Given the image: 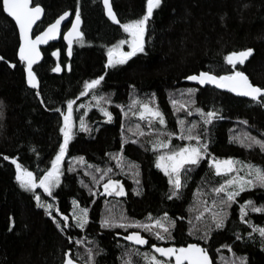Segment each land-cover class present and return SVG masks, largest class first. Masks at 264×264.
<instances>
[{"label": "trees", "instance_id": "16d2710c", "mask_svg": "<svg viewBox=\"0 0 264 264\" xmlns=\"http://www.w3.org/2000/svg\"><path fill=\"white\" fill-rule=\"evenodd\" d=\"M110 1L120 23L137 19L145 11L146 0ZM32 4L44 9L34 34L68 10L72 17L79 12L81 37L73 41L69 55L62 39L42 48L43 59L33 68L39 87L29 88L24 63L17 57L18 31L0 0V264H62L68 250L73 258L79 254L78 262L85 264L86 250L97 245L104 252L96 257V264H123L129 258L132 264H148L142 254L151 257L152 252L122 238L131 231H139L148 244L156 246L200 244L214 264L236 257H246V264H264V238L253 232V227L264 226V212L246 209L247 223L240 214L246 200L257 207L264 205V187L241 192L227 207L224 226L218 229L212 215L220 212L223 193L216 194L212 189L229 175H217L210 163L212 159L232 157L238 161L236 170L246 163L264 167V152L258 146L246 148L235 142L245 133L264 139V101L199 87L185 79L200 71L224 75L235 68L254 85L264 87V0H161L146 25L145 51L124 64L107 68L108 49L127 39V33L105 17L102 0H32ZM123 46L126 48V44ZM246 48L254 51L244 64L226 62L229 53ZM58 66L60 71H52ZM98 76L103 79L96 88L84 92V82ZM190 88L194 92L187 109L178 110L179 106L171 103L175 99L171 95ZM93 97L102 99L98 102ZM69 99L73 101V136L60 162V183L53 189V199L39 186L32 191L21 188L11 158L31 171L34 178L51 167L63 141L60 126ZM133 99L149 101L163 114L165 124L161 126L158 120L150 124L149 119L133 115V111H139L138 105L129 112ZM100 108L111 112L112 119H107ZM196 108L217 115L205 125ZM81 118L85 129L81 128ZM178 120L184 121L183 128ZM193 122L196 127L192 135L206 142L207 151L199 164L181 169L182 187L178 196L169 199L173 186L156 167L157 155L165 150L153 148L151 142L159 137L173 149L193 144L196 140L180 139L188 134L187 126ZM97 167L102 171L96 172ZM105 169H110L107 175ZM102 175L119 180L124 195H105ZM34 194L41 197L40 203L53 205L51 215L37 205ZM84 207L88 208L84 229L71 227L62 232L57 228L53 217L62 221L66 215L74 224L73 209ZM109 215L124 217L133 225L101 227L102 218ZM150 216L166 224L168 238H156L159 228L149 232L135 226L137 221L150 224ZM77 239L83 242L77 245Z\"/></svg>", "mask_w": 264, "mask_h": 264}, {"label": "snow or ice", "instance_id": "6c2138e0", "mask_svg": "<svg viewBox=\"0 0 264 264\" xmlns=\"http://www.w3.org/2000/svg\"><path fill=\"white\" fill-rule=\"evenodd\" d=\"M103 2L105 5L106 14L108 15L109 19L114 23L119 24L120 28H122L123 31L127 33V39L119 40L116 45H113L108 49V60L105 65V68H107L116 64H124L129 60V58L135 56L137 53H143L145 51L146 25L149 19L153 16L154 10L157 9L161 4V0H146L145 11L143 12V15L137 19H133L125 23H120V21L117 19L116 14L112 11V8L109 4V0H103ZM2 7L5 13L14 18L15 23L18 26V56L19 59L24 62V71L27 74L28 84L35 87L36 74L33 72L32 66L40 58V52L37 48V45L52 39L54 34L60 30L61 21L64 20V18L67 17L69 13L67 11L63 12L56 18L54 22L48 24L43 32H40L35 36L34 39H32L29 37V31L32 29L33 24L39 19L41 15V6L39 4H35L34 7H30L29 0H2ZM79 22L80 15L77 11V15L72 22L71 28H69V30L64 33V39L69 42V45H71L74 37L78 40L81 36L79 31ZM123 44H127V51H123L119 47V45ZM253 51L254 50L252 48H246L238 52L233 51L225 56V60L227 63L232 65H236L237 63L244 64L246 59L253 53ZM53 55H56V53L54 52ZM52 71H59V67L53 68ZM102 79V76H98L90 81H85L83 85L84 92H87L90 89H95ZM185 79L188 81H196L200 85L213 84L218 88H226L231 92L250 97L253 101H256L258 98L264 101V87L254 85L249 81V78L243 71H237L235 68L233 71L224 75H214L210 71H200L198 74L193 73L187 75ZM84 92H81L80 95H84ZM193 92L194 89H187V93L189 95ZM93 99L100 102L102 98L93 97ZM151 99L154 100L155 97H152ZM103 102L107 103L108 101L105 100ZM171 103L173 106H176L179 102L173 99L171 100ZM137 105L139 111H133V115L139 116L142 120L145 118L149 119L150 124L153 120H158L161 126L165 124V118L163 114L159 111V109L153 108L149 102H142L138 99H133L131 101V106ZM262 106H264V104H262ZM67 107L68 111L66 113H62L63 124L60 126V132L63 134V141L59 144V149L51 161V167H49L43 173V175L34 178L31 171L23 168L19 163H17L14 157L11 158L12 163L16 166L15 179L17 182H19L21 188L27 191H32L33 189H36L37 186H39L40 189H43L44 193L53 195V199H55L53 189L60 183V162L64 158V153L68 147V142L73 136V131L70 124L73 109V101L71 99L67 101ZM180 107H184V105L181 104ZM101 111H103L104 116L107 119H112V114L107 109L101 108ZM195 111L201 115L205 125H207L217 115V113L211 110L205 113L200 108H196ZM81 121V128L85 129L83 118H81ZM177 124L182 128L184 127L183 120H178ZM195 127V122L188 125V134H182L180 139L196 140V144H184L183 147L173 149L169 146L168 141L160 140L159 137H157L156 142H151L153 148L165 150L160 155H157L156 167L165 173V175L169 178V184L173 186V190L169 199L178 196V190L182 187L181 169L184 168L185 165L194 166L199 164L203 153L207 151L206 142L201 143V138L198 135H192ZM149 131H152L151 127L149 128ZM168 135L172 136L174 133H168ZM235 142L240 143L246 148L258 146L260 150L264 152V139L251 136L250 133H245L243 139L237 138ZM115 158L117 160L121 159L119 154H116ZM4 159L7 160L9 157L5 156ZM80 159L83 160V158ZM210 163L213 165L217 175H229V178L225 179L223 183L212 189V191L216 194L223 193V197L219 200L221 210L218 213L214 212L212 215L215 226L219 229L224 226V221L227 218V207L235 201L236 197H238L241 192H243L246 188H253L255 186L264 187V167L250 163L242 164V167L248 169L246 175L231 176V173L236 171L235 165L238 163V161H235L234 158L228 157L225 159H212L210 160ZM101 171L102 170L100 168H96V172ZM103 171L105 172V175H107L110 172V169H105ZM104 179L105 176L100 177V181H103ZM100 181H97V183ZM102 186L105 193H115L116 196L124 195V189L119 180L108 179L107 182L103 183ZM34 199L37 201V205L39 207L44 208L47 215H51L49 209L53 207L52 204L45 205L40 203L41 197L39 195L34 194ZM72 203L73 205L77 204L75 200H73ZM246 209H250L252 212H264V205L257 207L250 200L244 201V203L240 206V214L241 219L244 220L245 223L248 222L245 219ZM202 215L203 213H201L197 219H199ZM149 218L151 219L150 224H143L137 221L135 222V226L137 228H143L145 231L149 232H152L154 227L159 228L161 229L160 231H155L156 238L158 240H165L168 238L166 234L169 230L166 224L161 219L151 218V216ZM163 219L167 220V213H164ZM71 220L74 222V224L69 223V217L66 215L63 216L62 221H59L53 217L54 223H56L57 228L62 232L65 229L71 227L84 229L88 223V208L84 207L78 210L74 208ZM116 226V221L111 215L104 217L101 220V227L103 228H111ZM118 226L126 227L128 225L121 223ZM253 232H258L260 236L264 238V226L253 227ZM248 235L251 236L252 233H249ZM124 239L131 241L136 245H145L147 243L139 231L129 232V234L124 237ZM237 239H239V237H237ZM82 242L83 241L81 239H77L75 244L79 245ZM152 247L155 249V252L160 253L163 257H174L175 264H185V262L186 264H211L206 249L202 248L199 244L190 243L187 244V246H181L179 248L175 246L157 247L156 245H152ZM86 251L87 258L85 260V264H96V257L102 254L104 249L99 248L97 245L95 247L88 248ZM229 251H231L230 248ZM63 255V264H77V261L79 260V254L73 258L70 254V250L65 251ZM127 255L128 254L125 253V256ZM137 255H140L138 251ZM142 255L148 261V264H165L164 261L158 259L155 255H152L151 257H149L148 253H143ZM123 264H132V261L130 258L126 259L123 261ZM224 264H246V257H236L231 262L225 261Z\"/></svg>", "mask_w": 264, "mask_h": 264}, {"label": "water", "instance_id": "95a60500", "mask_svg": "<svg viewBox=\"0 0 264 264\" xmlns=\"http://www.w3.org/2000/svg\"><path fill=\"white\" fill-rule=\"evenodd\" d=\"M109 4H110V6H111V1L109 0ZM29 6L30 7H34L35 5L34 4H32V0H29ZM41 6V5H40ZM102 6H103V9H104V14H105V17L111 22V23H113V24H115V25H118L117 23H114L112 20H110L109 19V17H108V15L106 14V11H105V5H104V2H103V0H102ZM41 8H42V12H41V15H40V17H39V19L33 24V27H32V29L29 31V37L30 38H32V39H34L35 38V36L36 35H38L40 32H43L44 31V29L47 27V25L41 30V31H39V32H37L36 34H34L33 33V30H34V28H35V26L43 19V17H44V9H43V7L41 6ZM111 8H112V6H111ZM112 11H113V9H112ZM67 12L69 13V15L67 16V17H65L64 18V20H62L61 21V25H60V30L56 33V34H54V37L52 38V39H49L47 42H45V43H42V44H38L37 45V48H38V50H39V52H40V58H39V60H37L34 64H33V66H32V70H33V68H34V66H36L37 64H39L41 61H42V59H43V53H42V48H45V47H47L49 44H56L57 42H59V40L60 39H62L63 41H64V43L67 45V54L69 55L70 54V49H71V46H72V44H73V41L74 40H76V38L74 37L73 38V41H72V43H71V45H69V42L67 41V40H65L64 39V33L65 32H67L68 30H69V28H71V26H72V22H73V20L75 19V17H76V15L77 14H75L73 17H72V14H71V12L70 11H68L67 10ZM114 12V11H113ZM9 18H11L12 20H13V22H14V24H15V26H16V28H17V31H18V36H19V29H18V26L16 25V23H15V20H14V18L13 17H11V16H9L7 13H5ZM62 14V13H61ZM60 14V15H61ZM60 15H58V16H60ZM57 16V17H58ZM56 17V18H57ZM56 18L52 21V22H54L55 20H56ZM51 22V23H52ZM70 22V24H69V26H68V28L67 29H65V30H63V27L67 24V23H69ZM50 24V23H49ZM79 31H80V22H79ZM81 33V32H80ZM81 37V36H80ZM18 47H19V44H18ZM56 53V55H54V57H57L58 56V53L57 52H55ZM17 57L19 58V56H18V48H17ZM248 59V58H247ZM246 59V60H247ZM23 62V61H22ZM24 63V62H23ZM237 64H239V63H237ZM236 64V65H237ZM235 66V65H234ZM59 67V71H60V66H58ZM33 72H34V70H33ZM198 74V73H197ZM215 75V74H214ZM246 75V74H245ZM24 76H25V81H26V84H27V86L29 87V88H32V89H38V87H39V80H38V78L36 77V86L35 87H33V86H31V85H29L28 84V82H27V74H26V72L24 71ZM247 76V75H246ZM248 77V76H247ZM250 81V80H249ZM187 82L188 83H190V84H193V85H196V86H199V87H211V88H213V89H215V90H217V91H220V92H227V93H230V94H232V95H234V96H237V97H240V98H244V99H248V100H252L250 97H246V96H243V95H240V94H237V93H234V92H231V91H229L228 89H226V88H218V87H216L215 85H213V84H205V85H200L198 82H196V81H188L187 80ZM251 82V81H250ZM259 99V98H258ZM257 99V100H258ZM256 100V101H257ZM253 101V100H252ZM118 236H120V235H118ZM124 237L125 236H122V238L124 239ZM144 237V236H143ZM145 238V237H144ZM125 240V239H124ZM145 240L147 241V239L145 238ZM125 241H127V240H125ZM128 242H131V241H128ZM131 243H133V242H131ZM134 244V243H133ZM195 244H197V243H195ZM136 245V244H135ZM200 245V244H199ZM138 246H143V245H138ZM187 246V245H186ZM202 248H204L202 245H200ZM157 247H169V245H160V246H157ZM207 251V250H206ZM207 253H208V256H209V259H210V261H211V264H214V262H213V260H212V258H211V256H210V254H209V252L207 251ZM160 254V253H159ZM160 256H161V254H160ZM161 257H163V256H161ZM163 258H168V259H171L172 260V264H175V258L174 257H163ZM63 264V263H62ZM77 264H81L80 262H78L77 261ZM185 264H186V262H185Z\"/></svg>", "mask_w": 264, "mask_h": 264}, {"label": "rangeland", "instance_id": "374dc122", "mask_svg": "<svg viewBox=\"0 0 264 264\" xmlns=\"http://www.w3.org/2000/svg\"><path fill=\"white\" fill-rule=\"evenodd\" d=\"M119 47L123 50V51H127L128 50V46H127V44H126V48H124V46L123 45H119ZM92 89H90V90H88V91H91ZM174 97L175 98V100H177L179 103L177 104L179 107L177 108L178 110H186L187 109V104L190 102V100H191V95H189L188 93H187V90H176L172 95H171V97ZM149 102V101H148ZM181 104H183L184 106H186L185 108L184 107H180V105ZM132 109H133V106L131 107V108H129L128 110H129V112H131L132 111ZM100 111H101V108H100ZM101 112H103V111H101ZM131 126H129L128 128H130ZM132 128L133 127H131V131H132ZM133 132V131H132ZM196 143V141H194L193 142V144H195ZM78 159H75V164H77L78 162ZM246 173H247V170H245L242 166L241 167H237V170H236V172L234 173V175H231V176H235V175H240V176H245L246 175ZM102 176H105V175H102ZM229 178V177H228ZM108 179H113V178H111V176H107L105 179H104V181L102 182V185H103V183H106L107 182V180ZM113 180H117V179H113ZM120 184H121V182H120ZM102 188H103V186H102ZM101 192H102V189H101ZM103 193L105 194V195H109V194H112V193H105V191H104V188H103ZM112 217L114 218L115 216L114 215H112ZM114 219H116V224L117 225H119V224H121V223H126L128 226H132L133 225V222H129V221H126V219L124 218V217H115ZM122 220H125L124 222L122 221ZM153 255V254H152ZM157 257V256H156ZM158 258V257H157Z\"/></svg>", "mask_w": 264, "mask_h": 264}, {"label": "flooded vegetation", "instance_id": "af4514ba", "mask_svg": "<svg viewBox=\"0 0 264 264\" xmlns=\"http://www.w3.org/2000/svg\"><path fill=\"white\" fill-rule=\"evenodd\" d=\"M69 24H70V22L67 23V24L65 25V26H66L65 29L68 28ZM124 241H125V240H124ZM126 242H128V241H126ZM128 243L131 244L132 246H135V247L139 248V249L149 250V252L151 251L153 255L158 256L159 258H163V257L160 256L159 253L155 252V249L152 247L151 244L146 243V244L143 245V246H138V245H135V244H133V243H131V242H128ZM163 259H164V260H168V261H170L171 264H172V260H171V259H168V258H163Z\"/></svg>", "mask_w": 264, "mask_h": 264}]
</instances>
